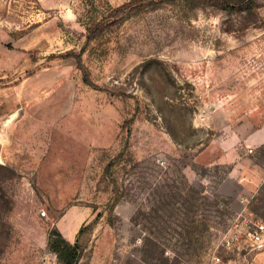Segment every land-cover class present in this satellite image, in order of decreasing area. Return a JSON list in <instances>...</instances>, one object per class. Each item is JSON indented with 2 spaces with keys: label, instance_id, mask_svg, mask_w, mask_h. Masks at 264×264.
Segmentation results:
<instances>
[{
  "label": "rangeland",
  "instance_id": "1",
  "mask_svg": "<svg viewBox=\"0 0 264 264\" xmlns=\"http://www.w3.org/2000/svg\"><path fill=\"white\" fill-rule=\"evenodd\" d=\"M257 134L264 0H0V264H264Z\"/></svg>",
  "mask_w": 264,
  "mask_h": 264
},
{
  "label": "built area",
  "instance_id": "2",
  "mask_svg": "<svg viewBox=\"0 0 264 264\" xmlns=\"http://www.w3.org/2000/svg\"><path fill=\"white\" fill-rule=\"evenodd\" d=\"M242 202L245 203L242 205L243 209L235 218L234 230L240 234H244L245 241L251 240L250 244L252 249H262L264 248V223L260 221L256 216L252 213V211L248 208L249 198L247 196H243L241 198ZM227 241L228 244L233 240L238 239L237 234L230 235Z\"/></svg>",
  "mask_w": 264,
  "mask_h": 264
},
{
  "label": "trees",
  "instance_id": "3",
  "mask_svg": "<svg viewBox=\"0 0 264 264\" xmlns=\"http://www.w3.org/2000/svg\"><path fill=\"white\" fill-rule=\"evenodd\" d=\"M59 235L61 238L58 240L57 248L61 245L63 247L60 254L63 264H75L78 257V244H71V242L63 238L60 233Z\"/></svg>",
  "mask_w": 264,
  "mask_h": 264
},
{
  "label": "crops",
  "instance_id": "4",
  "mask_svg": "<svg viewBox=\"0 0 264 264\" xmlns=\"http://www.w3.org/2000/svg\"><path fill=\"white\" fill-rule=\"evenodd\" d=\"M255 139H257V140H263L264 139V137H262V134H257L256 136H255Z\"/></svg>",
  "mask_w": 264,
  "mask_h": 264
}]
</instances>
